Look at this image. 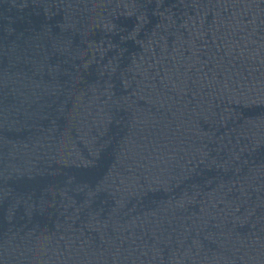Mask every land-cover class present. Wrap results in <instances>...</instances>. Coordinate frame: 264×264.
I'll return each instance as SVG.
<instances>
[{"label":"water","instance_id":"1","mask_svg":"<svg viewBox=\"0 0 264 264\" xmlns=\"http://www.w3.org/2000/svg\"><path fill=\"white\" fill-rule=\"evenodd\" d=\"M0 264H264V0H0Z\"/></svg>","mask_w":264,"mask_h":264}]
</instances>
